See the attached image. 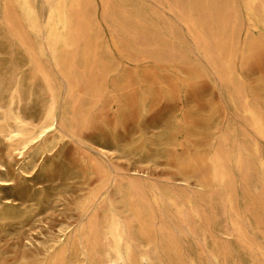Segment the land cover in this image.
Segmentation results:
<instances>
[{"label": "rangeland", "instance_id": "obj_1", "mask_svg": "<svg viewBox=\"0 0 264 264\" xmlns=\"http://www.w3.org/2000/svg\"><path fill=\"white\" fill-rule=\"evenodd\" d=\"M5 1L0 264H264V0H67L57 62Z\"/></svg>", "mask_w": 264, "mask_h": 264}, {"label": "bare ground", "instance_id": "obj_2", "mask_svg": "<svg viewBox=\"0 0 264 264\" xmlns=\"http://www.w3.org/2000/svg\"><path fill=\"white\" fill-rule=\"evenodd\" d=\"M66 1L67 0H44L47 10L46 13L43 14L39 11L35 0L5 1V11L8 15H10L9 12L13 7L12 5L17 6L24 15V22L27 23L28 27L31 28L33 32L41 36H44L42 32H46L45 45L51 58L55 62L58 61L62 48L68 44V30L71 24V16L67 11ZM39 65L40 64H38V66ZM53 107V110L49 113L51 123L40 127L37 131L33 130L35 132L34 134L30 132L31 128L29 125L23 123L21 128L15 129L9 134L10 141H18L15 150L21 158H25L31 145L40 142L47 136L48 132L57 129V124L59 123L57 118L58 114L56 115L54 112L56 106L53 105ZM21 122H23V120H21ZM65 240V237L60 239V244L54 247V252L56 254L50 264H80L79 259L75 260L70 256V252L74 246L72 236H69V238ZM126 241L127 239L123 233L122 226L119 220L115 219L109 227L107 236V243L114 252V256L111 258L113 264L130 262V245ZM84 254L85 253H83V255Z\"/></svg>", "mask_w": 264, "mask_h": 264}]
</instances>
